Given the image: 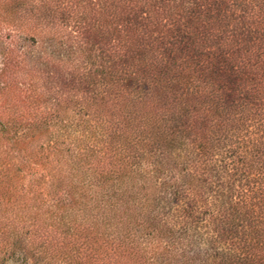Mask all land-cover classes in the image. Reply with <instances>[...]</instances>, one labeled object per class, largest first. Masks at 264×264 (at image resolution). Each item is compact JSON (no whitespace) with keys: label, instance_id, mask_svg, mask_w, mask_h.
<instances>
[{"label":"trees","instance_id":"16d2710c","mask_svg":"<svg viewBox=\"0 0 264 264\" xmlns=\"http://www.w3.org/2000/svg\"><path fill=\"white\" fill-rule=\"evenodd\" d=\"M0 46V264H264V0H0Z\"/></svg>","mask_w":264,"mask_h":264},{"label":"rangeland","instance_id":"374dc122","mask_svg":"<svg viewBox=\"0 0 264 264\" xmlns=\"http://www.w3.org/2000/svg\"><path fill=\"white\" fill-rule=\"evenodd\" d=\"M1 46H0V63H1ZM17 159L20 161L21 160V154L17 153L16 154ZM4 264H33V262L29 258H24L21 256V258L17 261H8Z\"/></svg>","mask_w":264,"mask_h":264}]
</instances>
